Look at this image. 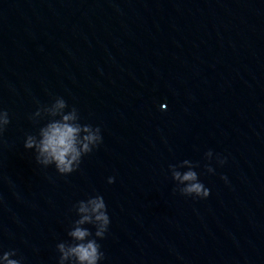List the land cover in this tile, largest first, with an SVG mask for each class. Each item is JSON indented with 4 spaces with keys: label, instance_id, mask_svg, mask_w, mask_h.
Instances as JSON below:
<instances>
[{
    "label": "water",
    "instance_id": "obj_1",
    "mask_svg": "<svg viewBox=\"0 0 264 264\" xmlns=\"http://www.w3.org/2000/svg\"><path fill=\"white\" fill-rule=\"evenodd\" d=\"M57 97L101 135L66 175L23 147ZM0 110V254L58 264L101 195L98 264H264V0H0Z\"/></svg>",
    "mask_w": 264,
    "mask_h": 264
},
{
    "label": "clouds",
    "instance_id": "obj_2",
    "mask_svg": "<svg viewBox=\"0 0 264 264\" xmlns=\"http://www.w3.org/2000/svg\"><path fill=\"white\" fill-rule=\"evenodd\" d=\"M66 107L65 100L57 97L50 115L59 118L39 128V139L37 134H29L23 144L26 150H35L34 158L38 165L44 167L54 165L56 172L61 175L76 171L81 158L91 153L101 143L99 127L81 124L74 107L67 111V114L59 112ZM9 122L8 113L0 110V132H3ZM211 155V151L205 153L206 157ZM219 162L222 164L224 161ZM183 163L189 162L185 160ZM206 168L209 173L213 171L211 167L206 166ZM169 171L172 180L178 182L174 190H178L180 194L202 199L209 195V190L199 181L196 171L190 169L181 173L175 170L174 165H169ZM107 182L113 183L114 177H109ZM73 207L78 219L72 222L67 231L69 239L56 245V251L59 253L58 264H66V262L67 264H98L103 259L104 253L100 251L97 239L104 238L110 223L104 199L101 195L90 196L86 200L78 201ZM84 225H92L95 231H90L83 227ZM15 256H17L16 250L10 249L0 254V260L4 264H21L22 258H11Z\"/></svg>",
    "mask_w": 264,
    "mask_h": 264
}]
</instances>
